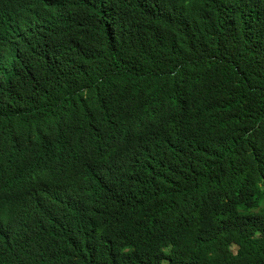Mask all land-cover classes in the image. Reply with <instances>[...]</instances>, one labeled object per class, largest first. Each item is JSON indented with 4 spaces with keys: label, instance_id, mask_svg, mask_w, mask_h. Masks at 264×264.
Wrapping results in <instances>:
<instances>
[{
    "label": "trees",
    "instance_id": "1",
    "mask_svg": "<svg viewBox=\"0 0 264 264\" xmlns=\"http://www.w3.org/2000/svg\"><path fill=\"white\" fill-rule=\"evenodd\" d=\"M0 264H264V0H0Z\"/></svg>",
    "mask_w": 264,
    "mask_h": 264
},
{
    "label": "rangeland",
    "instance_id": "2",
    "mask_svg": "<svg viewBox=\"0 0 264 264\" xmlns=\"http://www.w3.org/2000/svg\"><path fill=\"white\" fill-rule=\"evenodd\" d=\"M234 249L236 250V247Z\"/></svg>",
    "mask_w": 264,
    "mask_h": 264
}]
</instances>
